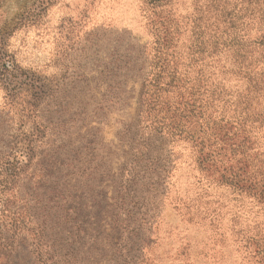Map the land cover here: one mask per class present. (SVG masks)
<instances>
[{
    "label": "rangeland",
    "instance_id": "374dc122",
    "mask_svg": "<svg viewBox=\"0 0 264 264\" xmlns=\"http://www.w3.org/2000/svg\"><path fill=\"white\" fill-rule=\"evenodd\" d=\"M152 1L0 0V264H264L263 13Z\"/></svg>",
    "mask_w": 264,
    "mask_h": 264
},
{
    "label": "trees",
    "instance_id": "16d2710c",
    "mask_svg": "<svg viewBox=\"0 0 264 264\" xmlns=\"http://www.w3.org/2000/svg\"><path fill=\"white\" fill-rule=\"evenodd\" d=\"M166 1L167 0H154L152 2L155 3V4H160L161 5V4L165 3ZM249 2L251 4H253V6L256 4V7L260 8L261 12L263 13V17H264V0H249ZM31 16H33V18L37 17V15H32V14H31ZM263 22H264V20H263ZM4 70H7L6 64L4 65Z\"/></svg>",
    "mask_w": 264,
    "mask_h": 264
}]
</instances>
